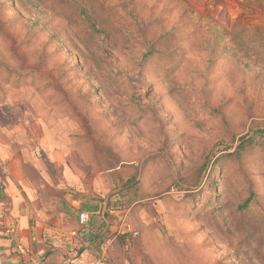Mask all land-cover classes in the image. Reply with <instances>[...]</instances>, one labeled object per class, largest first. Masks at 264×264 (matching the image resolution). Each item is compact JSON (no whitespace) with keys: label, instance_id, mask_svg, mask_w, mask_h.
Wrapping results in <instances>:
<instances>
[{"label":"rangeland","instance_id":"obj_1","mask_svg":"<svg viewBox=\"0 0 264 264\" xmlns=\"http://www.w3.org/2000/svg\"><path fill=\"white\" fill-rule=\"evenodd\" d=\"M114 7L130 35L110 31L116 50L92 61L64 41L63 93L0 80V137L103 212L108 264H264V0ZM19 10L0 0V16Z\"/></svg>","mask_w":264,"mask_h":264},{"label":"trees","instance_id":"obj_2","mask_svg":"<svg viewBox=\"0 0 264 264\" xmlns=\"http://www.w3.org/2000/svg\"><path fill=\"white\" fill-rule=\"evenodd\" d=\"M13 1L21 11L14 12L16 16L9 17L6 13L0 16V80L7 86L20 89L27 85L52 96L61 94L66 81V61L58 64L53 57L64 41L76 54L85 52L92 61L94 56L91 55L95 51L103 56L104 49L116 50L114 44L108 46L110 31L120 29L130 35L127 26L118 22L114 3L119 0ZM52 40H57L54 50L49 48ZM150 54L142 53V61ZM256 145L257 141L250 138L240 144L234 154L240 155L246 147ZM252 197L250 192L238 209L239 215L248 212ZM259 222L263 227L261 236L264 240V212H259Z\"/></svg>","mask_w":264,"mask_h":264},{"label":"crops","instance_id":"obj_3","mask_svg":"<svg viewBox=\"0 0 264 264\" xmlns=\"http://www.w3.org/2000/svg\"><path fill=\"white\" fill-rule=\"evenodd\" d=\"M21 148L1 133L0 264H61L81 252L99 256L106 216L98 207L90 212L73 202L42 172L46 161L27 170L26 162L17 159ZM47 160L54 162L51 155ZM82 214L94 217L82 226Z\"/></svg>","mask_w":264,"mask_h":264},{"label":"built area","instance_id":"obj_4","mask_svg":"<svg viewBox=\"0 0 264 264\" xmlns=\"http://www.w3.org/2000/svg\"><path fill=\"white\" fill-rule=\"evenodd\" d=\"M85 216L80 215V222H83ZM61 264H108L105 255V247L101 249V254L97 257L90 256L85 252H81L72 258L65 259Z\"/></svg>","mask_w":264,"mask_h":264}]
</instances>
